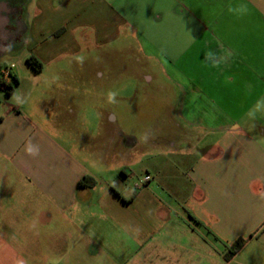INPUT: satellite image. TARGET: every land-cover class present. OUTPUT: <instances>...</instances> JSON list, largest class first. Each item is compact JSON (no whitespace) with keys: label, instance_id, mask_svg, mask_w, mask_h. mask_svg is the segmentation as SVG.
Wrapping results in <instances>:
<instances>
[{"label":"crops","instance_id":"crops-1","mask_svg":"<svg viewBox=\"0 0 264 264\" xmlns=\"http://www.w3.org/2000/svg\"><path fill=\"white\" fill-rule=\"evenodd\" d=\"M16 47L52 71L0 99V264H264V0H0Z\"/></svg>","mask_w":264,"mask_h":264},{"label":"rangeland","instance_id":"rangeland-1","mask_svg":"<svg viewBox=\"0 0 264 264\" xmlns=\"http://www.w3.org/2000/svg\"><path fill=\"white\" fill-rule=\"evenodd\" d=\"M28 52L30 50L25 47H16L0 57V78L5 83H12L14 86L13 92L10 94L8 93V88H0V99L2 101L16 100L18 103L22 102L30 113V111L35 110V107L45 106L47 98L43 97L46 82L42 81L39 77L40 75L36 74L41 71L35 70L26 61L25 57H32V54H28ZM154 68H157V66ZM51 71L52 69L47 67L41 73L47 74ZM14 76L20 79L17 83L14 82ZM125 79L128 80L124 82V88L128 87V89L123 91V93L129 94L130 90L136 87V84L131 81L130 77ZM121 84V81L118 82L116 87L120 89ZM143 84L144 82H142ZM144 86H141V89ZM168 102L169 98H163L158 90L152 86L147 89L146 93L140 91L130 102L133 107L129 114L130 119L128 118V124L137 125L136 127L134 126L135 134L150 139H157L162 136L164 130L161 131V126L164 123L169 125L168 123L171 121V114L165 111Z\"/></svg>","mask_w":264,"mask_h":264},{"label":"trees","instance_id":"trees-1","mask_svg":"<svg viewBox=\"0 0 264 264\" xmlns=\"http://www.w3.org/2000/svg\"><path fill=\"white\" fill-rule=\"evenodd\" d=\"M28 63L35 69V70H39L41 67V63L38 61V59L36 57H30L28 59ZM14 82L17 83L18 79L16 78V76H14ZM6 87L8 88V93H12L14 86L12 83H5L1 78H0V88ZM93 179L91 177H84L79 183L78 185L80 186H92L94 184V181H92ZM244 244L243 241H239L237 242L235 245H233L227 256L231 257L232 255H234V253H236L238 251V249Z\"/></svg>","mask_w":264,"mask_h":264},{"label":"built area","instance_id":"built-area-1","mask_svg":"<svg viewBox=\"0 0 264 264\" xmlns=\"http://www.w3.org/2000/svg\"><path fill=\"white\" fill-rule=\"evenodd\" d=\"M149 177H146V179H148Z\"/></svg>","mask_w":264,"mask_h":264}]
</instances>
